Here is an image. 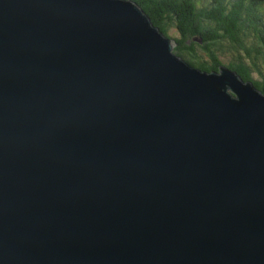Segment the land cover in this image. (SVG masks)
<instances>
[{
    "label": "water",
    "instance_id": "95a60500",
    "mask_svg": "<svg viewBox=\"0 0 264 264\" xmlns=\"http://www.w3.org/2000/svg\"><path fill=\"white\" fill-rule=\"evenodd\" d=\"M174 45L133 0H0V264H264V93Z\"/></svg>",
    "mask_w": 264,
    "mask_h": 264
},
{
    "label": "trees",
    "instance_id": "16d2710c",
    "mask_svg": "<svg viewBox=\"0 0 264 264\" xmlns=\"http://www.w3.org/2000/svg\"><path fill=\"white\" fill-rule=\"evenodd\" d=\"M133 1L188 64L205 71L224 64L264 93V0Z\"/></svg>",
    "mask_w": 264,
    "mask_h": 264
},
{
    "label": "rangeland",
    "instance_id": "374dc122",
    "mask_svg": "<svg viewBox=\"0 0 264 264\" xmlns=\"http://www.w3.org/2000/svg\"><path fill=\"white\" fill-rule=\"evenodd\" d=\"M168 32H170V33L172 34V36L177 34V32H176V30L174 29V27H173V28L170 27L169 30H168Z\"/></svg>",
    "mask_w": 264,
    "mask_h": 264
}]
</instances>
